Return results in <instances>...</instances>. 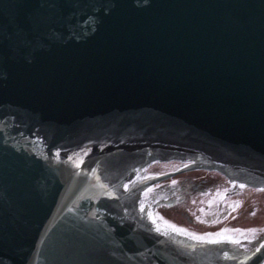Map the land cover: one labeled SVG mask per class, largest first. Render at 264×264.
I'll return each mask as SVG.
<instances>
[{"label":"water","instance_id":"1","mask_svg":"<svg viewBox=\"0 0 264 264\" xmlns=\"http://www.w3.org/2000/svg\"><path fill=\"white\" fill-rule=\"evenodd\" d=\"M169 156L264 188V0H0V264H242L134 217L121 179ZM212 183L148 212L144 187L138 210L213 226ZM232 185L255 199L224 227L261 230L264 199Z\"/></svg>","mask_w":264,"mask_h":264},{"label":"flooded vegetation","instance_id":"2","mask_svg":"<svg viewBox=\"0 0 264 264\" xmlns=\"http://www.w3.org/2000/svg\"><path fill=\"white\" fill-rule=\"evenodd\" d=\"M196 173H202V172H196ZM203 173L206 174L207 177L204 174H199L195 176H189V174H187V177L189 178L184 177L181 179H176L158 185L157 187L150 190L149 196L146 198V202H148L153 198L155 199L156 195L164 194L166 191L167 192L180 191V192L188 193L189 191L187 190L190 189L191 191L195 183H208L210 182V180H212V182L218 181V183L215 184L212 183L214 185V188L212 187L209 190L208 189L203 190L202 194H206L209 197V200L206 203L207 207L203 209V212L205 209L208 208L210 209V211L216 209L215 206L217 204H220V206H218L217 209L221 206L227 209V211L224 213L222 218L226 217V215L228 216L229 214L232 215L233 209L234 211H236L234 217L245 216L244 210L243 209L241 210L240 207L244 205L245 208V206L248 205L249 202L252 203V200L255 198L249 197L250 194L248 193H240V194L237 193L234 195H236L235 197H237L238 200L231 201L230 196H234V195H232L230 186H226V182L228 181L224 177L218 174H211L205 172ZM202 177H205L208 180L201 179ZM182 179L183 181L181 182ZM222 185H224L225 187H222ZM252 191L255 194V196L256 195L258 196L260 194L259 196L264 199V191H254V190ZM173 203H175V201H172L170 204ZM148 205L151 208H154L149 203ZM167 205H169V203ZM147 210L149 211L148 207ZM158 218H159L158 223L161 230L165 232L168 236L175 239L180 244L186 246H197V247H201L206 244H212L214 246L213 247L214 249L222 251V254L224 255L232 254L233 255L232 261L239 259V262L242 264L245 263L249 258V256L252 255L256 250H258L264 244V240L261 242V244L255 242V241H261V239L264 238V234H263L264 231H262V229L257 232H253L249 234L243 233L240 228H234L235 226L229 225L228 227H224L225 221H221L222 218L218 220L219 223L214 222L213 226H210L211 224L207 223V225H204L203 227H201V225L197 227L196 222H194L192 225L191 221L185 219H184L185 221H181V220L170 221V220H164L163 217L158 216ZM198 222L204 223V221L203 222L198 221ZM205 226H209L210 228L217 230L215 231H211L212 229L208 231L203 230L206 229ZM225 228H227L226 231H224ZM218 229L221 230L218 231ZM224 235L226 236V238L225 237L223 238ZM254 242L259 244L257 248L254 246L255 245ZM250 243H254V244H250Z\"/></svg>","mask_w":264,"mask_h":264},{"label":"snow or ice","instance_id":"3","mask_svg":"<svg viewBox=\"0 0 264 264\" xmlns=\"http://www.w3.org/2000/svg\"><path fill=\"white\" fill-rule=\"evenodd\" d=\"M174 183H175V182H174ZM240 187H241V188H243V187H244V185H240ZM260 190H261V191H264V189H260Z\"/></svg>","mask_w":264,"mask_h":264}]
</instances>
